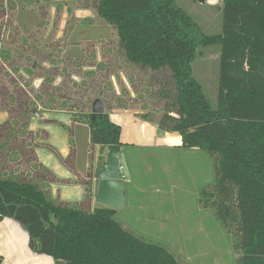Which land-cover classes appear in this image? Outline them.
<instances>
[{"label": "trees", "instance_id": "1", "mask_svg": "<svg viewBox=\"0 0 264 264\" xmlns=\"http://www.w3.org/2000/svg\"><path fill=\"white\" fill-rule=\"evenodd\" d=\"M92 1L98 15L115 29L128 62L168 74L164 82L154 76L162 84L155 95L165 98L161 109L141 118L159 131L179 133L182 148L201 149L212 157L215 178L205 196L217 200L221 218L233 226L241 252L238 264H264V0H223L221 29L212 35L201 31L174 0ZM2 5L0 0L1 14ZM213 45L219 60L214 106L191 68L198 47ZM12 58L0 61V87L11 84L15 89L14 114L30 118L54 109L51 98L43 96L38 100L42 110L37 106L26 89L27 79L23 84L21 74L14 72ZM82 98H76V106L70 104L77 110H65L88 126L93 145L102 150L112 146L119 153L120 126L105 111H87L92 100ZM87 184L91 196V180ZM115 214L106 207L87 211L55 203L31 180L0 177V221L10 217L23 224L30 246L39 253L64 264H179L165 247L125 229Z\"/></svg>", "mask_w": 264, "mask_h": 264}, {"label": "rangeland", "instance_id": "2", "mask_svg": "<svg viewBox=\"0 0 264 264\" xmlns=\"http://www.w3.org/2000/svg\"><path fill=\"white\" fill-rule=\"evenodd\" d=\"M174 2L201 31L211 35L220 31V4ZM2 4L0 47L5 55L0 53V61L13 56L14 72L21 74L23 84L27 79L26 89L37 106L43 96L51 98L58 109L42 110L40 106L42 111L30 118L19 117L11 107V90L15 89L11 84L0 87L4 91V97L0 96V177L31 180L53 202L91 211L98 203L88 194L90 184L85 182L82 187L69 168H88L89 164L93 168L97 148L89 141L88 126L76 122L67 111L77 110L70 104L76 106V98L84 95L82 99L100 98L105 112L160 110L165 98L155 95L162 84L154 76L164 82L168 74L128 62L115 29L98 15L92 0H2ZM191 68L214 106L218 47H198ZM122 122L124 133L130 132L124 118ZM138 153L141 157L136 159L133 151L126 152L132 167L133 201L119 208L116 220L139 238L165 247L179 264H238L241 252L233 226L221 218L217 200L205 196L215 178L212 157L204 150L182 147ZM100 164L101 160L96 167ZM63 172L73 180L59 174Z\"/></svg>", "mask_w": 264, "mask_h": 264}, {"label": "crops", "instance_id": "3", "mask_svg": "<svg viewBox=\"0 0 264 264\" xmlns=\"http://www.w3.org/2000/svg\"><path fill=\"white\" fill-rule=\"evenodd\" d=\"M222 1L223 0H204L201 2L198 0L200 3L209 5L220 4L219 8L221 7ZM117 111H120V113H117ZM107 113L109 115V119L113 123L120 126L119 140L123 143V145L118 153V160L121 174L125 176L126 199L123 206L125 207L130 205V203L132 204L134 191L133 179L130 173L132 167L128 161L129 158H126V152L129 150L133 151L136 159H138L141 157V153H138V150H152L157 148L168 151H175L176 149L181 150V136L177 132L159 131L155 123L143 120L141 118L142 114H139L131 109L112 110ZM123 118L126 120L127 126L131 127L130 132L128 131L126 134L124 133V123L122 122ZM140 133H142V135H139ZM96 148L98 159H96L94 164L95 166L93 168H91L92 166H90V164L88 168H69L74 175V180L77 183H82V187L85 182H89L91 180L93 189L91 198L94 201L93 203H97L95 201L97 180L96 175L93 177V173L101 166L106 156V148L102 150L98 145H96ZM99 159L101 160V164L99 167H96V164L100 161ZM170 168H175V166L171 165ZM57 169L58 168H56V170ZM59 174L65 176V178L69 179V181L73 180L70 176H67L68 174H65V172ZM93 206L102 207L100 204ZM118 210L119 209H116V213ZM122 226L124 227V225ZM0 255L2 257L0 264H64L63 260H55L52 257L39 253L36 249L32 248L29 244V237L24 225L10 217H4L0 221Z\"/></svg>", "mask_w": 264, "mask_h": 264}, {"label": "water", "instance_id": "4", "mask_svg": "<svg viewBox=\"0 0 264 264\" xmlns=\"http://www.w3.org/2000/svg\"><path fill=\"white\" fill-rule=\"evenodd\" d=\"M203 2L204 0H200ZM104 105L100 98H95L91 104L92 114H102ZM97 186L95 201L102 207L119 209L125 204V176L121 174L118 153L112 146H107L104 162L96 172ZM39 245V242L37 241Z\"/></svg>", "mask_w": 264, "mask_h": 264}]
</instances>
